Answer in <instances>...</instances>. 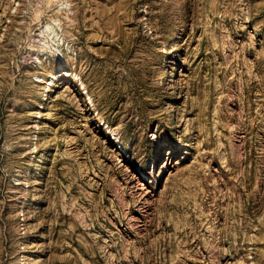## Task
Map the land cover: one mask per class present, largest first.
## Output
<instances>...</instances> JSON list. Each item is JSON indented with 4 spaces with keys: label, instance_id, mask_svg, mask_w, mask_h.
<instances>
[{
    "label": "rangeland",
    "instance_id": "1",
    "mask_svg": "<svg viewBox=\"0 0 264 264\" xmlns=\"http://www.w3.org/2000/svg\"><path fill=\"white\" fill-rule=\"evenodd\" d=\"M0 264H264V0H0Z\"/></svg>",
    "mask_w": 264,
    "mask_h": 264
},
{
    "label": "bare ground",
    "instance_id": "2",
    "mask_svg": "<svg viewBox=\"0 0 264 264\" xmlns=\"http://www.w3.org/2000/svg\"><path fill=\"white\" fill-rule=\"evenodd\" d=\"M56 35V34H55Z\"/></svg>",
    "mask_w": 264,
    "mask_h": 264
}]
</instances>
